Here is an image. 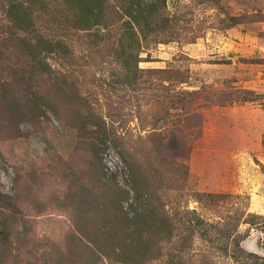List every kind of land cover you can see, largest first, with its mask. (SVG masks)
Wrapping results in <instances>:
<instances>
[{"label":"rangeland","instance_id":"rangeland-1","mask_svg":"<svg viewBox=\"0 0 264 264\" xmlns=\"http://www.w3.org/2000/svg\"><path fill=\"white\" fill-rule=\"evenodd\" d=\"M264 0H0V264H264Z\"/></svg>","mask_w":264,"mask_h":264},{"label":"trees","instance_id":"trees-1","mask_svg":"<svg viewBox=\"0 0 264 264\" xmlns=\"http://www.w3.org/2000/svg\"><path fill=\"white\" fill-rule=\"evenodd\" d=\"M264 143V142H263Z\"/></svg>","mask_w":264,"mask_h":264}]
</instances>
